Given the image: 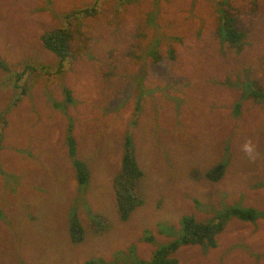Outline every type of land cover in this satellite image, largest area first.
<instances>
[{
  "label": "rangeland",
  "instance_id": "374dc122",
  "mask_svg": "<svg viewBox=\"0 0 264 264\" xmlns=\"http://www.w3.org/2000/svg\"><path fill=\"white\" fill-rule=\"evenodd\" d=\"M219 1L0 0V60L11 69H0V264H137L176 238L182 216L207 222L228 206L264 212V98L246 86L264 91V0H227L246 34L240 52L215 34ZM93 7L94 15L64 17ZM62 27L70 55L56 72L41 36ZM26 66L34 70L16 88ZM70 124L89 172L81 189ZM126 138L143 174L142 203L123 221L113 182ZM247 139L260 153L255 163L240 151ZM217 166L221 178L211 182L206 173ZM73 214L83 232L75 244ZM97 217L102 234L93 231ZM216 242L173 257L264 264V217L231 219Z\"/></svg>",
  "mask_w": 264,
  "mask_h": 264
},
{
  "label": "trees",
  "instance_id": "16d2710c",
  "mask_svg": "<svg viewBox=\"0 0 264 264\" xmlns=\"http://www.w3.org/2000/svg\"><path fill=\"white\" fill-rule=\"evenodd\" d=\"M98 1L99 0H96V2ZM95 13V7L91 9H77L68 13L64 17L65 19L69 18L71 21L74 18L75 20L78 19L76 17L77 15L86 16L89 14L94 15ZM216 15L218 23L215 34L217 35L219 43L222 46H226L236 50L237 52H240L246 43V34L244 29L241 27L237 16H234L230 12V5L227 0H220L217 3ZM69 24L70 23H68V27ZM68 27L57 28L52 31L45 32L41 36L42 46L58 58L56 72L60 71L64 61L70 55L71 32L69 31ZM171 52L172 51L169 50L170 55L172 54ZM145 56H150L151 59L156 61L159 59V57H157L154 52L145 54ZM169 57L173 58L172 56ZM0 69L5 72L11 70L10 66L6 65L2 60H0ZM33 70V67L26 66L21 73L17 72L14 75L15 87L19 88V86H21L20 81L24 75L29 74ZM243 86L245 88V83ZM246 86L249 95L252 94L259 96L260 98H264V91L255 88L253 83L246 81ZM66 95L67 101L71 103L72 99L69 97V93L66 92ZM235 111L236 113L239 111L238 105ZM71 130L72 126L70 124L67 131L68 135L66 138V144L68 147V155L72 160L75 170V179L79 189H81L88 181L89 172L87 168L81 163V161L76 158V144L73 137L71 136L72 134H70ZM222 172V167L217 166L214 169L208 171L206 173V177L211 182H217L221 178ZM142 175L143 174L140 171L132 153V149L130 148V142L126 138L121 169L113 182L115 200L121 215L120 217L123 221H126L133 210H135L142 203L137 191V184ZM219 212L220 211H218L215 216L207 222H197L192 216H182L179 222L180 229L176 238H174L168 244L157 246L148 261L138 259L137 264H178L173 255L180 247L200 246L204 249L214 248L217 244L216 237L223 232L227 222H229L231 219H237L242 222H255L257 219L264 217V212H259L251 208H242L239 206H228L220 213ZM100 220V217L91 219V224L94 228L93 231L96 234H102L106 229L105 224H103ZM68 231L70 241L72 243H80L83 240L82 228L74 214L73 216L69 217ZM144 240L149 243L154 242V238L148 233H145ZM83 264H104V262L102 260H87Z\"/></svg>",
  "mask_w": 264,
  "mask_h": 264
},
{
  "label": "clouds",
  "instance_id": "9594fccd",
  "mask_svg": "<svg viewBox=\"0 0 264 264\" xmlns=\"http://www.w3.org/2000/svg\"><path fill=\"white\" fill-rule=\"evenodd\" d=\"M165 67H168L167 63ZM240 151L248 159L250 163H255L260 158L256 143L252 139H247L240 145Z\"/></svg>",
  "mask_w": 264,
  "mask_h": 264
},
{
  "label": "crops",
  "instance_id": "0c3cea01",
  "mask_svg": "<svg viewBox=\"0 0 264 264\" xmlns=\"http://www.w3.org/2000/svg\"><path fill=\"white\" fill-rule=\"evenodd\" d=\"M76 183H77V181H76ZM77 187H78V184H77ZM78 189H79V187H78ZM30 242L35 243V240L32 238V240Z\"/></svg>",
  "mask_w": 264,
  "mask_h": 264
}]
</instances>
